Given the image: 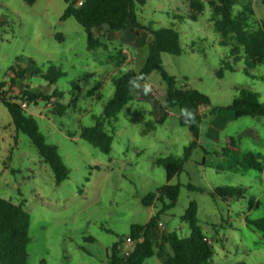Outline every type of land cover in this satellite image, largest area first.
Here are the masks:
<instances>
[{
  "label": "rangeland",
  "instance_id": "rangeland-1",
  "mask_svg": "<svg viewBox=\"0 0 264 264\" xmlns=\"http://www.w3.org/2000/svg\"><path fill=\"white\" fill-rule=\"evenodd\" d=\"M234 1V13L253 11L250 28L258 29L264 22L263 0ZM203 2L206 8L197 21L187 18L190 0L136 3L142 27L173 29L179 35L183 53L161 54L164 70L178 87L186 85L210 100V107L201 109L198 145L170 182L181 185L177 203L161 216L154 239L157 243L167 233L190 236L183 216L196 203V219L214 248L209 264H264V232L246 222L264 219V117L236 119L228 111L211 113L212 108L229 106L240 89L264 102V63L245 71V59L235 60L229 47L221 45L208 0ZM66 7L65 0H0V84L5 83V90L13 97L25 88L45 96L58 90L65 93L60 101L66 104L72 83L82 89L76 108L63 116L53 114L56 99L29 102L24 110L58 147L70 172L59 185L30 139L16 133L10 113L0 103V196L25 202L30 214L28 264H111L113 257L130 249V228L146 224L161 208L158 202L154 209L142 204L144 197L167 183L157 159L182 157L192 135L180 124L178 109L167 110L162 124L156 122L164 114L166 83L153 72L117 119L106 122L113 137L109 154L80 138L81 128L94 126L112 99L113 79L144 65L149 34L143 29L138 35L106 33L102 46L89 50L85 29L74 18L61 20ZM29 61L44 70L51 64L60 66L65 76L49 85L27 74L12 84L14 72ZM226 65L233 71L224 70L219 77L217 72ZM133 117L139 119L132 121ZM248 152L261 162L262 171L237 163L236 157ZM218 187L242 189V194L213 196ZM170 253L165 246L164 257H152L145 264H163Z\"/></svg>",
  "mask_w": 264,
  "mask_h": 264
},
{
  "label": "trees",
  "instance_id": "trees-1",
  "mask_svg": "<svg viewBox=\"0 0 264 264\" xmlns=\"http://www.w3.org/2000/svg\"><path fill=\"white\" fill-rule=\"evenodd\" d=\"M34 1L31 0V2ZM81 1L82 3L79 4ZM65 2L67 7L61 20L74 18L85 29L89 50L100 48L102 46L101 37L106 33L128 31L138 35L143 29L149 34L146 42L148 56L144 65L138 71L130 69L113 79L112 99L104 106L102 115L96 118L94 126L81 128L80 138L98 148L102 153L109 154L113 137L105 129L106 122L117 119L118 114L134 99V91L145 86L153 72H158L166 83L165 103L162 105L164 114L156 122L162 124L169 115L167 110L178 109L180 124L187 127L192 135V141L185 147L182 157L157 159L156 164L166 171L167 183L156 193H150L144 197L142 204L145 207H152L158 202L161 208L156 209L146 224L133 225L130 228L128 239L133 245L137 244L135 251L128 258L126 256L129 250L122 257H113L111 264H145L152 257H164L165 246L170 248L171 253L168 254L163 264H209L214 255V248L198 224L196 203H192L183 216V220L189 223L190 236L180 238L175 233H167L161 234L157 243L154 239L161 216L175 207L179 197L181 185H172L170 182L183 171L184 163L189 160L192 150L198 145L199 128L203 118L201 109L210 107L207 95L188 88L186 85L178 87L175 77L164 70L161 54L180 56L183 53L178 33L173 29L142 27L138 22L136 3L144 5L145 0H65ZM208 5L214 30L221 37V45L229 47L230 55L235 60L245 59V71L264 63V22L259 23L258 29L252 30L250 21L253 11L244 8L234 13V0H208ZM205 8L206 4L203 0H190V12L187 18L197 21ZM224 70L233 71L231 67L223 66L217 72L219 77L223 76ZM14 74L12 84L17 79L24 80L27 74L39 76L49 85L57 84L59 79L65 76L60 66L51 64L44 70L33 65L32 61ZM71 92V99L65 104L60 101L65 95L62 91L55 90L52 95L45 96L31 93L25 88L13 97L11 90H5V83L0 84V103L10 113L16 133L25 134L30 139L43 162L53 171L57 185L67 180L70 172L59 154L58 147L49 143L40 133L36 120L24 114V109L18 101L27 100L35 103L38 99L47 102L56 99L53 114L63 116L69 109L76 108L82 89L74 82ZM87 94H90V91H87ZM226 111L233 113L236 119L260 118L264 117V102L260 101L259 95L246 89H240L229 106L211 109L212 114ZM138 119L139 117H133L132 121ZM236 161L244 169L263 170V165L251 152L242 157H236ZM188 188L195 190L191 185ZM238 194H242V189L230 187H218L212 193L213 196L220 198L233 197ZM246 222L264 232V219L247 220ZM29 228L30 214L25 209V202L15 203L0 196V264H28L27 247L31 241Z\"/></svg>",
  "mask_w": 264,
  "mask_h": 264
},
{
  "label": "built area",
  "instance_id": "built-area-1",
  "mask_svg": "<svg viewBox=\"0 0 264 264\" xmlns=\"http://www.w3.org/2000/svg\"><path fill=\"white\" fill-rule=\"evenodd\" d=\"M82 3V1L79 3V4H81ZM28 101L27 100H19L18 101V104L25 110L27 107H28ZM127 242L128 243H132V241L130 240V239H127Z\"/></svg>",
  "mask_w": 264,
  "mask_h": 264
},
{
  "label": "water",
  "instance_id": "water-1",
  "mask_svg": "<svg viewBox=\"0 0 264 264\" xmlns=\"http://www.w3.org/2000/svg\"><path fill=\"white\" fill-rule=\"evenodd\" d=\"M136 246H137V244H134V245H132V246L130 247V249H129L128 253H127L126 258H128V256H129L132 252L135 251Z\"/></svg>",
  "mask_w": 264,
  "mask_h": 264
},
{
  "label": "crops",
  "instance_id": "crops-1",
  "mask_svg": "<svg viewBox=\"0 0 264 264\" xmlns=\"http://www.w3.org/2000/svg\"><path fill=\"white\" fill-rule=\"evenodd\" d=\"M140 88H141V87H140ZM138 90H139V88H138V89H136V90L134 91V93H135V92H137ZM133 95H134V94H133ZM233 117H234V115H233ZM234 118H235V117H234ZM153 207H154V206H152V207H149V208H151V209H154ZM152 215H153V214H152ZM208 240H209V239H208ZM209 241H210V240H209ZM132 245H133V243H131V244H130V247H131Z\"/></svg>",
  "mask_w": 264,
  "mask_h": 264
}]
</instances>
